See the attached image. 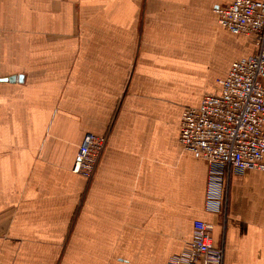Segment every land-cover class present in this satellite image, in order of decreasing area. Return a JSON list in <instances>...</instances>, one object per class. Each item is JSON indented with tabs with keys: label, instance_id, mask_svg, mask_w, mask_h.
I'll list each match as a JSON object with an SVG mask.
<instances>
[{
	"label": "crops",
	"instance_id": "obj_1",
	"mask_svg": "<svg viewBox=\"0 0 264 264\" xmlns=\"http://www.w3.org/2000/svg\"><path fill=\"white\" fill-rule=\"evenodd\" d=\"M232 2L0 0V78H21L0 83V264H168L196 220L222 264H264V173L227 174L209 212V166L179 141L255 52L217 22ZM86 133L107 137L90 187L71 171Z\"/></svg>",
	"mask_w": 264,
	"mask_h": 264
},
{
	"label": "built area",
	"instance_id": "obj_2",
	"mask_svg": "<svg viewBox=\"0 0 264 264\" xmlns=\"http://www.w3.org/2000/svg\"><path fill=\"white\" fill-rule=\"evenodd\" d=\"M219 24L252 40L255 52L235 60L220 79L219 94L207 95L181 116L179 141L184 150L208 164L205 207L219 212L225 200V176L248 170L264 173V0H234L215 10ZM107 145L106 135L86 133L72 172L93 179ZM212 225L193 223L187 248L168 264H222L214 246Z\"/></svg>",
	"mask_w": 264,
	"mask_h": 264
},
{
	"label": "rangeland",
	"instance_id": "obj_3",
	"mask_svg": "<svg viewBox=\"0 0 264 264\" xmlns=\"http://www.w3.org/2000/svg\"><path fill=\"white\" fill-rule=\"evenodd\" d=\"M234 1V0H233ZM10 5V2H9V4H8V6ZM7 10H4V12H6ZM0 12H3V11H1V9H0ZM216 14V13H215ZM217 22H218V17H217ZM15 23H18V21H15ZM218 24H219V22H218ZM22 25V23L20 24V26ZM220 25V24H219ZM5 29H6V27H5ZM4 29V31H3V39L4 40H6V38H7V36H9L10 35V33H8L6 30ZM228 32H230V31H228ZM231 33V32H230ZM229 33V34H230ZM233 33H231V35H232ZM21 35V34H20ZM46 35V34H45ZM43 36L42 35V37H47V36ZM231 35H229V36H231ZM232 36H237V35H235V34H233ZM240 36V35H239ZM244 37V36H243ZM246 38V37H245ZM247 40H250L251 41V39H249V38H247ZM228 42H229V50H230V48H232V47H234L233 46V44H232V42L230 41V39L228 40ZM39 48H41V47H39ZM254 48V47H253ZM20 51L21 52H23L24 53V50L23 49H20ZM5 53H6V51H5ZM231 55H232V53L229 51V54H228V58L230 59L231 58ZM15 68H17V66L15 65ZM18 68H22V64H19V66H18ZM8 72H10L11 73V71L10 70H7ZM73 165H74V163H73ZM73 167V166H72ZM71 171H72V168H71ZM75 174V173H74ZM77 175H80V174H77ZM84 179H85V181H86V183L88 184V186L90 187L91 186V180L89 181V180H87L85 177H83Z\"/></svg>",
	"mask_w": 264,
	"mask_h": 264
},
{
	"label": "water",
	"instance_id": "obj_4",
	"mask_svg": "<svg viewBox=\"0 0 264 264\" xmlns=\"http://www.w3.org/2000/svg\"><path fill=\"white\" fill-rule=\"evenodd\" d=\"M21 78H18L17 76H13V77H8V78H0V83H3V82H10V83H13V82H16L17 80L19 81Z\"/></svg>",
	"mask_w": 264,
	"mask_h": 264
},
{
	"label": "bare ground",
	"instance_id": "obj_5",
	"mask_svg": "<svg viewBox=\"0 0 264 264\" xmlns=\"http://www.w3.org/2000/svg\"><path fill=\"white\" fill-rule=\"evenodd\" d=\"M236 35V34H235Z\"/></svg>",
	"mask_w": 264,
	"mask_h": 264
}]
</instances>
